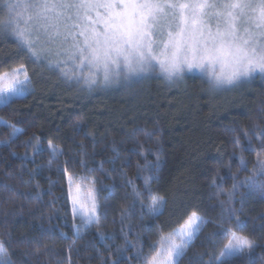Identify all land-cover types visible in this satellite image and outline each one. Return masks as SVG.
I'll use <instances>...</instances> for the list:
<instances>
[{"label": "trees", "instance_id": "trees-1", "mask_svg": "<svg viewBox=\"0 0 264 264\" xmlns=\"http://www.w3.org/2000/svg\"><path fill=\"white\" fill-rule=\"evenodd\" d=\"M5 14L0 8V18ZM21 63H27L31 73L32 91L0 106V118L24 130L12 138V129L0 125V186L14 189L0 187V241L13 264H144L136 248L150 252L161 230L168 233L191 211L210 221L220 219L219 202L227 196L216 194L218 185L225 193L231 190L226 167L230 158L237 179L249 175L255 165V153L246 150L247 170L238 171L233 153L247 148L242 130L251 136L264 129V79L256 78L244 89L213 91L208 79L197 74L183 86L147 81L137 90L100 85L89 92L86 85L68 83L58 73L38 67L33 71L15 41L0 35V72ZM34 137H39V151L33 147ZM50 142L63 150L51 168ZM251 142L258 146L255 136ZM64 161H70V173L96 178L98 188L100 182L111 186L99 192L101 201L108 198L99 231L96 225H81L76 234L73 225L81 222L73 218L62 191L64 175L57 171ZM101 165L106 172L100 171ZM143 176L153 177L154 192L168 204L161 216L152 218L146 206L150 201L144 199L145 207L137 202L122 222V207L132 203L125 195L131 191L126 177L143 189ZM231 206L245 227L237 229L234 219L231 226L256 247L249 255L224 258L223 264H264V192L242 186ZM212 230L211 223L202 229L179 264H203L210 254L219 255L227 238L213 241L208 235Z\"/></svg>", "mask_w": 264, "mask_h": 264}, {"label": "snow or ice", "instance_id": "snow-or-ice-1", "mask_svg": "<svg viewBox=\"0 0 264 264\" xmlns=\"http://www.w3.org/2000/svg\"><path fill=\"white\" fill-rule=\"evenodd\" d=\"M0 8L6 13L0 18V35L15 41L24 59L33 65V71L38 67L58 73L68 83L86 85L89 92L100 85L130 84L150 72H158L175 84L184 79L186 72L196 69L207 77L213 91L247 82L256 73L264 77V0H0ZM31 84L27 63L0 72V105L25 97ZM0 125L12 129V138L24 131L3 118ZM242 135L247 148L241 146L239 153H233L239 161L238 171L247 170L248 161L243 154L246 150L255 153V165L249 175L237 179L231 173L230 158L226 167L233 181L231 190L225 193L222 185H218L220 192L216 194L227 196V200L219 202L220 219L210 221L193 210L168 233L161 230L150 252L144 253L132 243L144 264H179L209 223L213 224L208 234L213 241L227 239L219 255L210 254L203 264H223L224 258L249 255L256 247L254 240L231 226L234 219L237 229L245 227L231 204L242 186L249 192H264V129L251 136L245 129ZM252 136L258 146L252 144ZM34 139L33 147L39 151V137ZM234 142L240 146V136L234 137ZM49 150L51 168L63 150L51 142ZM158 161L159 156L157 167ZM69 164L70 161H64V167L58 166L57 171L64 175L62 191L73 218L81 222L73 225L76 234L79 235L81 225L85 228L96 225L99 231L108 207V198L101 201L99 192L110 190L111 186L100 182L98 188L96 178L70 173ZM80 164L87 168L83 158ZM142 170L137 163V176L142 175ZM100 171L107 170L101 165ZM142 178L143 189L134 179L126 177L131 191L125 195L132 197V203L122 207V222L132 214L137 202L141 208L145 207L144 199L150 201L146 206L152 218L161 216L168 204L165 196L154 192L153 177ZM219 179L223 181L225 177ZM0 187L14 190L9 184ZM127 243L130 242L126 240ZM199 255L202 257L204 253ZM0 264H13L3 241H0Z\"/></svg>", "mask_w": 264, "mask_h": 264}, {"label": "rangeland", "instance_id": "rangeland-1", "mask_svg": "<svg viewBox=\"0 0 264 264\" xmlns=\"http://www.w3.org/2000/svg\"><path fill=\"white\" fill-rule=\"evenodd\" d=\"M197 74H199V75H201V76H204V77H206L202 72H200L199 70H196V69H193L192 71H189V72H186L185 73V76H184V79L182 80V81H178V82H176L174 85H177L178 84V86H183V85H187V83L189 82V80H190V78L193 76V75H197ZM207 78V77H206ZM256 78H258L259 80H261V79H264V77H262L261 76V74L260 73H256L249 81H247V82H243V83H241V84H239V85H237V86H234V87H225V88H227V89H234V88H238V89H241V88H245V86H246V84H252L254 81H255V79ZM147 81H153V83L155 82L156 84L158 83V82H169L168 80H166L164 77H163V75H160L158 72H150V73H148L147 75H144L143 76V78H140V79H135L132 83H130V84H124V83H120V84H113V85H118V86H124V91H128V90H131V89H134V88H136V90L137 89H140V88H142V86H143V84H145V82H147ZM171 84H173V83H171ZM132 85H134V86H132ZM102 86V85H101ZM32 88H33V86H32V84H31V88H30V91H29V93L32 91ZM102 88H103V86H102ZM105 88V87H104ZM28 93V94H29ZM133 93H134V91H133ZM1 106V105H0ZM77 220H79V218H76ZM80 221V220H79Z\"/></svg>", "mask_w": 264, "mask_h": 264}]
</instances>
